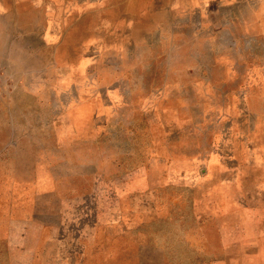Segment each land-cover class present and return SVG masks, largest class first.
I'll return each mask as SVG.
<instances>
[{"label":"rangeland","instance_id":"1","mask_svg":"<svg viewBox=\"0 0 264 264\" xmlns=\"http://www.w3.org/2000/svg\"><path fill=\"white\" fill-rule=\"evenodd\" d=\"M264 0H0V264H264Z\"/></svg>","mask_w":264,"mask_h":264},{"label":"crops","instance_id":"2","mask_svg":"<svg viewBox=\"0 0 264 264\" xmlns=\"http://www.w3.org/2000/svg\"><path fill=\"white\" fill-rule=\"evenodd\" d=\"M260 23H263L264 24V14L260 16H258V18H256V21H255V24H258L260 25Z\"/></svg>","mask_w":264,"mask_h":264}]
</instances>
